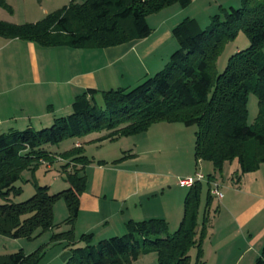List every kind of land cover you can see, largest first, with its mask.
<instances>
[{
    "label": "trees",
    "instance_id": "obj_1",
    "mask_svg": "<svg viewBox=\"0 0 264 264\" xmlns=\"http://www.w3.org/2000/svg\"><path fill=\"white\" fill-rule=\"evenodd\" d=\"M191 0H72L37 23L16 25L0 21V38L31 42L39 47L108 49L149 37L147 18L171 6L187 8ZM0 7L12 12L5 0ZM239 31L249 47L233 54L223 71L217 62ZM178 48L164 68L139 85L109 91L87 89L77 96L70 115L55 118L50 127L11 129L0 134V235L34 240L53 232L51 244H65L71 257L66 264H134L156 254V264H205L203 244L208 236L215 197L212 183L226 165L237 161L241 175L257 172L264 164V0H242L239 8H219L203 28L186 18L172 30ZM258 101V115L248 125V100ZM156 123L196 127V163L209 162L208 191L202 210L203 182L189 188L179 229L171 233L163 219L129 221L121 236L94 241L93 234L75 236L80 199L87 189L86 167L93 163L82 146L52 151L69 139L91 134L92 142L114 141L145 133ZM67 161L58 172L69 188L50 194V187L33 182L35 194L15 203L22 193L17 183L24 172L32 175L43 164ZM71 164L74 166L71 167ZM103 163L101 162L100 165ZM79 167V168H78ZM63 199L69 216L54 222V206ZM66 231L55 233L61 226ZM45 248L26 255L22 251L0 255V264H39ZM256 264H264V243Z\"/></svg>",
    "mask_w": 264,
    "mask_h": 264
},
{
    "label": "crops",
    "instance_id": "obj_2",
    "mask_svg": "<svg viewBox=\"0 0 264 264\" xmlns=\"http://www.w3.org/2000/svg\"><path fill=\"white\" fill-rule=\"evenodd\" d=\"M71 1L5 0L12 12L7 11L8 16L2 17L6 19L0 21L16 25L37 23ZM83 1L77 0L78 3ZM241 1L191 0L187 8L171 6L147 18L152 29L149 37L108 49L43 48L31 42L0 38V134L11 129L22 131L52 125L55 118L71 114L74 99L87 89L109 91L139 85L164 68L171 52L177 50L178 44L172 40L176 25L193 18L203 27L219 8H239ZM200 18L207 20L201 23ZM163 47L166 53L159 56ZM98 137L96 134L85 141H76L72 148L82 146L85 156L93 146L118 152L114 145L122 138L92 142ZM89 143L92 144L85 149L84 145ZM94 160L85 169L89 177L80 199L76 238L93 234L94 241L98 242L121 236L129 221L163 219L169 224L172 218L179 223L182 221V189L187 187H177L169 173L121 165L100 166ZM103 160L109 162L106 158ZM229 166L232 184L228 191H232L233 196L226 200L222 192L218 211L215 214L211 211L204 251L210 256L217 249L224 252L220 254L224 261L232 257L235 264L243 261L255 264L264 243V164L257 172L245 175L240 174L237 161ZM209 170L212 172L213 167ZM190 176L189 173L181 175ZM59 245L56 257L60 264H66L71 253L64 243ZM142 259L149 264L157 262L156 254H150L134 264Z\"/></svg>",
    "mask_w": 264,
    "mask_h": 264
},
{
    "label": "rangeland",
    "instance_id": "obj_3",
    "mask_svg": "<svg viewBox=\"0 0 264 264\" xmlns=\"http://www.w3.org/2000/svg\"><path fill=\"white\" fill-rule=\"evenodd\" d=\"M189 12L191 13V11ZM7 14V10L0 7V20L3 16ZM205 17H208V14ZM200 20L202 23V21H206L207 19L204 20V18H200ZM207 21L208 22L203 25V28L209 26L211 19ZM172 40L175 39L172 37ZM166 46H169V43ZM248 47L249 40L242 31H239L235 41L227 44L222 55L219 57L217 62L218 73H223L229 58L233 54H235L237 51L245 50ZM165 53L166 48L163 47L160 50L159 56H162ZM159 71L155 72L152 76L157 74ZM247 107L249 111L247 123L251 126L258 115V101L254 95L249 96ZM50 126L51 124L49 126H43L40 128H37V126H35V129H42L44 127ZM196 131V127H186L183 124L156 123L152 125L150 129L145 133L132 137L122 138L116 141L117 143H115L114 146H116L117 148V153L112 149H97V147L93 146L88 149L86 154L88 159H95L94 163L96 165H100V163L102 162L103 164L100 166L121 165L123 167L134 168L142 171L169 173L172 178L176 180L175 182H177L178 184L177 187H179V179L184 178L181 177L183 173H189L192 176H195L196 173H202L206 177H208L209 174H213V171L209 172V169H212L211 164L209 162H199L198 164L196 163L194 156ZM95 135L96 133L88 135L82 139H69L60 143L59 146H48V148L52 151L61 153L71 149L76 141H85L87 138L94 137ZM90 144L92 143L85 144L84 148L87 149L86 146H89ZM103 158L108 159L107 161L109 162L104 161ZM64 163H67V161H63L58 158L54 164H43L33 175L31 172H24L22 179L17 183V186L22 188V193L20 196L15 197L13 201L15 203H20L30 199L36 192L33 183L34 181L37 182L40 186L50 187V194H56L68 189L69 183L58 172V167ZM72 166H74V164H71V167ZM48 167H50L51 170H48ZM230 170V166L226 165L223 169V172L221 174L216 175L220 191L223 192L226 197V200L233 196L232 191H228V188L232 184L229 174ZM86 175L88 179L89 176L87 170ZM89 175H91V173H89ZM202 184L204 187L202 194V210L199 216V223H201L202 220L203 206L209 187L207 185V181L203 182ZM182 190L184 193L181 207L183 218L184 199L189 189L184 188ZM219 202V200L215 199L213 207L216 208ZM68 216L69 212L67 205L65 201L61 199L54 206L55 224L63 223L68 218ZM178 223L179 222H177L175 218H172L171 224H169L171 233H174L179 229L181 221L179 224ZM66 227L67 226L62 225V230L56 229L54 232L59 233L60 231L66 230ZM52 235L53 232H47L41 235L40 237L30 241L27 239H13L7 236L0 235V255L7 256L10 254L17 253L19 251H22L24 254L29 255L38 250L39 248L44 247L45 255L39 264H60L58 262V258L56 257L59 252L60 245L51 244L50 239ZM203 248V250H205L204 246ZM214 250L215 251H212L213 253L210 256H208L204 251L202 260L205 262V264H235V262L232 261V257L228 262L224 261L222 255H220L224 252H218L217 249ZM196 253L197 251L195 249H193L190 253V256L192 258V264L195 262ZM233 253L235 252L233 251ZM216 255H220L221 257L219 256V259H217ZM248 259L249 258L246 257V260ZM144 260L141 261L139 264L150 263ZM244 262L245 261H243L241 264H244Z\"/></svg>",
    "mask_w": 264,
    "mask_h": 264
},
{
    "label": "built area",
    "instance_id": "obj_4",
    "mask_svg": "<svg viewBox=\"0 0 264 264\" xmlns=\"http://www.w3.org/2000/svg\"><path fill=\"white\" fill-rule=\"evenodd\" d=\"M205 181H207L206 176H204L202 173H196L195 176L184 177L179 179V185L191 188L195 183ZM211 195L219 201H221L223 198V194L220 191V187L217 182L212 183Z\"/></svg>",
    "mask_w": 264,
    "mask_h": 264
}]
</instances>
